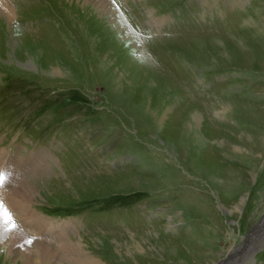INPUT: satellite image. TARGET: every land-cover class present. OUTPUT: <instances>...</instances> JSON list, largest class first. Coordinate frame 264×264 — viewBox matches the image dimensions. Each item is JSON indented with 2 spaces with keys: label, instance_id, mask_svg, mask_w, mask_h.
<instances>
[{
  "label": "rangeland",
  "instance_id": "rangeland-1",
  "mask_svg": "<svg viewBox=\"0 0 264 264\" xmlns=\"http://www.w3.org/2000/svg\"><path fill=\"white\" fill-rule=\"evenodd\" d=\"M2 3L0 148L38 172L31 213L95 264H264V0Z\"/></svg>",
  "mask_w": 264,
  "mask_h": 264
},
{
  "label": "bare ground",
  "instance_id": "bare-ground-1",
  "mask_svg": "<svg viewBox=\"0 0 264 264\" xmlns=\"http://www.w3.org/2000/svg\"><path fill=\"white\" fill-rule=\"evenodd\" d=\"M12 10L7 3L0 4V15L5 19L0 18V25L2 20L9 25L15 20ZM5 155V150L0 148V254L15 258L16 264L19 261L21 264L97 263L95 258L86 255L82 241L72 242L69 238L68 234H78L76 228L66 224L52 230L48 221L26 208L25 203L29 205L32 198L38 196V190L32 189L30 184L22 188L26 182L21 181V177L31 178L38 172L31 174L24 170L26 165H14L16 161H9ZM13 222L20 225L15 226Z\"/></svg>",
  "mask_w": 264,
  "mask_h": 264
},
{
  "label": "water",
  "instance_id": "water-1",
  "mask_svg": "<svg viewBox=\"0 0 264 264\" xmlns=\"http://www.w3.org/2000/svg\"><path fill=\"white\" fill-rule=\"evenodd\" d=\"M236 251H238V249Z\"/></svg>",
  "mask_w": 264,
  "mask_h": 264
},
{
  "label": "crops",
  "instance_id": "crops-1",
  "mask_svg": "<svg viewBox=\"0 0 264 264\" xmlns=\"http://www.w3.org/2000/svg\"><path fill=\"white\" fill-rule=\"evenodd\" d=\"M226 260H227V259H226ZM226 260H225V261H226Z\"/></svg>",
  "mask_w": 264,
  "mask_h": 264
}]
</instances>
